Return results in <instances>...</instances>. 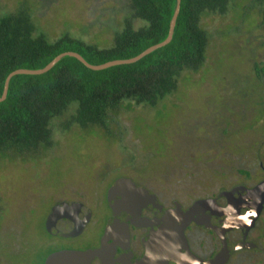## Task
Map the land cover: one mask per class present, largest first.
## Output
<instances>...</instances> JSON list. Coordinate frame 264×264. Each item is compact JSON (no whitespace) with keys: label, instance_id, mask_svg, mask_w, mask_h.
<instances>
[{"label":"rangeland","instance_id":"1","mask_svg":"<svg viewBox=\"0 0 264 264\" xmlns=\"http://www.w3.org/2000/svg\"><path fill=\"white\" fill-rule=\"evenodd\" d=\"M24 7L29 8L37 32L49 40L68 33L101 47L112 44L113 32L121 29L129 11L126 0H0V16ZM143 24L137 21L136 26ZM202 26L210 39L204 68L196 74L183 73L177 92L157 107L125 104L106 127L66 130L64 123L75 113L72 106L52 121L48 146L0 158V264H15L19 254L31 249L35 231L42 232L44 204L50 197L69 195L82 184L91 187L96 171L124 169L140 152L171 157L186 132L194 135L197 125L205 127L206 117L208 124L213 120L219 124L220 119L224 127L227 119L232 120L229 111L240 109L241 121L228 132L237 129L245 147L256 140L264 125V117L254 121L259 110L264 112L259 101L264 74L260 80L256 70L262 68L264 73V0H231L225 15L204 14ZM152 166L159 171L156 162ZM259 230L258 248L234 257L230 264H264V214Z\"/></svg>","mask_w":264,"mask_h":264},{"label":"flooded vegetation","instance_id":"2","mask_svg":"<svg viewBox=\"0 0 264 264\" xmlns=\"http://www.w3.org/2000/svg\"><path fill=\"white\" fill-rule=\"evenodd\" d=\"M262 74L260 68L258 79ZM259 101L264 105V95ZM228 116L232 120L227 119L224 127H220V119L219 124H213L214 120L208 124L206 117L205 127H200L203 123L197 125L194 135L188 131L192 136L186 132L179 150L169 158L140 152L124 169L96 171L91 187L82 184L69 195L50 197L44 204L42 232L35 231L31 249L13 262L45 264L54 254L100 248L104 240L115 264H140L160 226L176 211L194 208L196 213L183 232L191 255L210 262L226 246L225 264H230L234 257L256 250L262 243L259 221L264 208L259 214L245 196L264 183V125L258 129L256 140L245 147L237 129L228 132L241 121L242 111L230 110ZM263 117V110H259L255 123ZM174 122L180 124L177 115ZM207 125L210 128L206 129ZM155 162L157 172L152 166ZM127 198L131 204L117 206ZM235 205L242 222L227 229L232 222L228 212ZM110 226L113 229L107 233ZM91 264H102V259L95 257Z\"/></svg>","mask_w":264,"mask_h":264},{"label":"trees","instance_id":"3","mask_svg":"<svg viewBox=\"0 0 264 264\" xmlns=\"http://www.w3.org/2000/svg\"><path fill=\"white\" fill-rule=\"evenodd\" d=\"M126 3L129 11L108 47L68 33L51 41L37 32L29 8L0 16V97L11 72L44 68L61 53L77 52L99 65L135 57L168 37L177 0ZM230 3L181 0L172 41L135 63L92 70L65 56L46 73L13 76L7 97L0 102V158L48 146L52 121L72 106L75 113L64 123L66 130L106 127L125 104L157 107L177 92L183 73L196 74L204 68L210 39L202 18L206 13L225 15ZM137 21L144 24L136 26Z\"/></svg>","mask_w":264,"mask_h":264},{"label":"water","instance_id":"4","mask_svg":"<svg viewBox=\"0 0 264 264\" xmlns=\"http://www.w3.org/2000/svg\"><path fill=\"white\" fill-rule=\"evenodd\" d=\"M180 6L181 0H177L175 12L170 23L168 37L164 41L147 48L139 55L129 59H118L104 64L94 65L89 63L81 54L77 52L68 51L61 53L51 62H49L44 68L18 69L11 72L6 79L3 95L0 97V102L6 99L9 83L13 76L18 74L39 75L46 73L65 56L77 58L86 67L92 70H102L114 65L131 64L139 61L143 57L161 47L168 45L172 41L177 18L180 12ZM117 185H119V183H117ZM245 201L248 203H254L255 206H257L258 213L260 214L264 208V183L258 185L254 189L249 190L247 196H245ZM131 203V198H127L125 202H120L117 206L124 208V204L129 205ZM112 206L115 207L114 204ZM238 209L239 208H237L235 205L234 207H231L230 211L228 212V214L231 216L232 222L229 224L227 229L239 226L241 224L242 219L241 216L238 215ZM195 210L196 208L188 212L176 211L173 213L169 220L160 226V229L152 238L151 243L148 246V253L146 254L144 260L140 262V264H225L227 260L226 246H224V249L220 255L210 262H204L191 255L187 251L186 240L183 232L187 224L193 219L196 213ZM244 220L246 221V219ZM112 229L113 226H110V228L107 230V233H109V231L111 232ZM95 257H100L102 259V264H115V261L112 259V253H109L107 247L105 246L104 240L102 247L100 248L85 252L65 251L54 254L47 259L45 264H91V260Z\"/></svg>","mask_w":264,"mask_h":264}]
</instances>
